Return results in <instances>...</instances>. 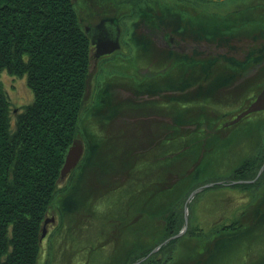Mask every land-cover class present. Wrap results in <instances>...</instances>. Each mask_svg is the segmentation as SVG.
Here are the masks:
<instances>
[{"label": "rangeland", "instance_id": "obj_1", "mask_svg": "<svg viewBox=\"0 0 264 264\" xmlns=\"http://www.w3.org/2000/svg\"><path fill=\"white\" fill-rule=\"evenodd\" d=\"M121 1L73 0L84 31L100 19H112L111 16L117 18L120 28V41L114 49L115 53L106 57H98L105 53L95 55L96 58L92 56L89 65L84 109L77 132L83 151L77 164L85 160L89 149L94 150L90 159L92 162L81 170L82 173L78 165L74 166L59 180L61 187L75 185L77 196L87 194L84 198L100 200L93 208L95 212L88 207V202L72 207L70 212L61 213L57 208L48 210L37 264H111L117 258L116 253L124 247L133 249L138 241L147 247L151 228L143 226L135 229L141 226L140 217L144 214L138 212L133 217L129 215L131 201L136 198L140 201L145 198L157 201L166 199L168 196L163 195L162 190L175 185L178 175L187 177L186 181L183 180L186 187L192 182L198 184L191 191L203 185L209 186L194 193L197 197L193 196L187 203V225L197 228L200 235L178 242L174 261L170 264H185V259L190 261L199 257L198 254L204 253L201 251L202 243L211 242L212 228L237 219L243 228H249V232L245 231L241 238L239 251L214 259L211 264H250L262 259L264 214L259 212L264 210V177L263 184L252 188L226 184L230 182V170L242 158L264 148V112L259 110L250 113L234 124L225 125L224 122L246 109L248 101L258 95L264 86V83H260L264 81V69L254 71L239 81L237 68H231L235 65L227 58V67L218 61L213 62L215 78L212 82H200L194 85V89L178 94L165 93L163 88L178 85L176 76L179 70L173 68L176 66L174 64L171 66L173 69L167 66L166 58L165 64L155 58L157 55L153 50L159 47L152 41L150 43V37L141 43L139 36L143 34L142 24L148 28L151 26L146 24L148 18L159 15L162 22L173 26V31L179 27L181 33L190 31L195 34L193 38L198 40L201 38L196 36L198 28L191 22L192 16L201 13L203 15L199 18L218 21L224 14L233 13L246 5L252 8L250 13L263 14L264 0H131L134 5ZM168 3L175 12L170 6H164ZM146 6L151 9L152 15L145 16L142 13ZM139 9L142 14L138 13ZM131 12L134 14H129ZM122 14L128 17H121ZM175 23L179 26L174 27ZM239 29L229 43L230 47L225 45V48L227 56H238L243 60L246 47L251 43L256 44L252 37L257 34V29L248 26ZM91 48L93 53L94 47ZM129 52L133 59L127 58ZM193 65L198 66L197 75L202 77L198 70L201 64ZM161 69L164 72L160 74ZM195 72L190 76H195ZM142 73H152L154 82L141 85ZM166 78L169 84H166ZM232 79H235V84L231 82ZM162 80L165 86H160ZM0 81L11 105V119L14 120V115L32 101L33 93L25 83L24 76L19 77L3 70L0 72ZM99 91H103L102 95L106 96L109 92L112 96L111 99L109 95L106 97L103 106L100 105ZM130 93L137 94L138 100H133ZM163 116L169 117L170 124L162 119ZM202 118L205 120L199 124L203 130L183 128L185 124H195ZM175 137H179L178 140ZM206 142L204 154L199 160V152ZM191 148L197 152H186ZM178 153L181 155L173 159V155ZM263 168L264 162L256 177ZM219 182L225 185L213 186ZM106 191L114 193L112 203L111 199L105 198ZM156 236L153 235V238ZM194 252L196 256H193ZM198 260V264H206L207 261L205 255Z\"/></svg>", "mask_w": 264, "mask_h": 264}, {"label": "trees", "instance_id": "obj_2", "mask_svg": "<svg viewBox=\"0 0 264 264\" xmlns=\"http://www.w3.org/2000/svg\"><path fill=\"white\" fill-rule=\"evenodd\" d=\"M133 2L131 5L135 4ZM164 6L169 7L170 4ZM171 10L174 11L173 8ZM251 10V6L246 5L233 13L224 14L218 21L199 18L203 15L201 13L191 17V22L198 28L196 36L212 42L229 44L239 28L248 26L257 29V34L252 37L256 44L251 43L246 47L243 60L238 56H228L230 63L235 65L231 68L240 69L248 76L264 69V13L254 15L250 13ZM138 13L145 16L153 14L148 6L142 13L139 9ZM125 16L128 17L121 15ZM111 18L117 20L114 16ZM202 23L205 24L201 26ZM91 49L90 38L81 26L73 0H0V72L5 70L9 74L24 76L25 83L33 93L32 101L26 103L12 120L11 105L0 81V264H37L43 220L50 208H57L61 213L70 212L72 207L88 202V207L95 212L93 208L100 199L84 198L87 194L77 196L73 184L59 186L65 154L78 136ZM103 91H99L101 106L105 104L106 97L111 96L109 92L106 96L102 95ZM174 121L177 122V119ZM175 138L178 140L179 137ZM205 146L207 142L201 147L199 160ZM93 151L89 149L85 160L77 164L80 173L92 162ZM189 151L197 152L195 148L186 152ZM179 155H173V159ZM263 162L264 148L242 158L230 170V182L226 185L240 188L260 186L263 184L264 168L260 175L256 177V174ZM176 178L175 185L162 190L163 195L168 196L164 200L145 198L140 201L134 196L136 199L131 201L129 215L133 217L138 212L144 214L140 217L142 224L138 222L141 226L135 229L143 226L151 228L148 238L150 244L146 247L138 241L133 249H120L111 264H130L138 258L142 259L137 264H170L174 261L178 242L200 235L197 228L188 224L182 234L168 239L183 228L184 200L198 186L192 182L186 187L183 180L186 181L187 177L178 175ZM220 185L225 183L213 184L215 187ZM105 194V198L111 199L112 203L114 193ZM259 213L264 214V210ZM245 231L249 232V228H243L238 219L213 227L209 239L211 242L205 241L201 245L204 253L190 261L185 259V264H198L202 255L206 256V264H211L214 259L239 251ZM153 235L157 236L153 238ZM167 239L158 250L148 254L150 249ZM195 253L193 256L197 255ZM250 264H264V257Z\"/></svg>", "mask_w": 264, "mask_h": 264}, {"label": "flooded vegetation", "instance_id": "obj_3", "mask_svg": "<svg viewBox=\"0 0 264 264\" xmlns=\"http://www.w3.org/2000/svg\"><path fill=\"white\" fill-rule=\"evenodd\" d=\"M161 19H162V17L160 18L159 15L148 18L146 24H149L151 26H148V28H147L144 26V24H142L141 27H142L143 34H141L142 36H139V38H140V42L144 43L145 41H148V39L150 37V39H151L150 43L152 41V43H154V45L159 47L158 49L156 48L153 50V53L155 55H157V56H155V58L159 59V61L163 64H165L164 60L167 59L168 60L167 66L172 68L171 66H173V64H174L176 66H173V68L176 67L177 70H179V73L176 76L177 77L176 80H179L178 85L174 86L172 88H168V87L163 88L165 93L178 94L179 92H182L184 90L194 89V87H195L194 85H197L200 82H202V83H204V82L207 83V81L212 82L215 78V74L213 73V69H214L213 62L218 61L219 63L222 64V66L224 65L225 67H227L226 66L227 63H225V61L228 60L227 59L228 58V56H227L228 52L226 51L227 49L225 48V45L228 46L229 44H227L225 42L224 43L215 42V41L211 42L207 38L195 40L193 38V36L195 34L193 35L192 32L186 31V33H181L182 31L180 32L179 29H177V28L174 29V31H173L172 30L173 26L169 25L166 22H162ZM176 26H179V24L175 23L174 27H176ZM91 27L92 28L89 29V34L92 37H94V39L98 40L100 42V44H99V46L96 44H91L92 45L91 47H94V51H93V53L90 54V58H93L92 56L95 57V55L99 54L98 53L99 49H106V48L110 47L111 45H114L113 42H114V39L116 37H118V46H119L120 28H119V25L117 24L116 21L109 19V18H104V19H100L97 22H95L94 25H92ZM182 34H185L187 36H183ZM101 37H106V38H105V40L102 41L100 39ZM146 44H147V42H146ZM145 52H147V54L149 55L148 50H146ZM113 53H115V50L110 51V52H106L105 54H102L98 57H101V56L106 57V56L113 54ZM151 56H153V55H151ZM128 57H130V59H133L132 53L130 54V52H129L127 58ZM193 63L201 64L198 70L201 72L202 77L197 75L196 69L198 66L197 65L194 66ZM190 64L193 66L190 67L189 66ZM162 72H164V71L161 69L160 74ZM193 72H195V74H194L195 76L191 77L190 75H192ZM237 73H238L237 77H238L239 81L246 77V74L243 73L242 71H240V69L237 71ZM160 74L158 73V75H160ZM205 76H207V77H205ZM199 77H201V78H199ZM234 77H235V75H234ZM141 78L143 80H141L140 84L141 85H143V84L147 85V82H150V81L154 82V80L152 78H155V76L152 73H150V74L142 73ZM232 81H233V84H235L234 83L235 79H232L231 82ZM165 82H166V84H169L168 78H166ZM165 82H163V80H162V83L160 84V86L161 85L165 86ZM263 87H261V89ZM129 95L132 96L133 100H135V101L138 100L137 94L130 93ZM255 98H256V96L251 98L248 101V104L252 100H254ZM260 111H264V110H260ZM251 113H253V112H251ZM249 114L244 115L243 117H246ZM242 118H240V119H242ZM162 119H165L166 122L168 124H170L169 117L163 116ZM201 120H205V119L202 118L200 120H197V123L199 124V122ZM228 121L229 120L224 122V124L227 123ZM237 122H235V123H237ZM197 123L185 124V126L183 128L188 129V127H189L190 129H192V131L203 130L201 127V124L198 125ZM221 124H223V123H221ZM232 124H234V123H232ZM202 126H203V124H202Z\"/></svg>", "mask_w": 264, "mask_h": 264}, {"label": "water", "instance_id": "obj_4", "mask_svg": "<svg viewBox=\"0 0 264 264\" xmlns=\"http://www.w3.org/2000/svg\"><path fill=\"white\" fill-rule=\"evenodd\" d=\"M92 27H86L85 28V33L87 34V36L90 38V41L92 44H96L99 46L100 42L96 39H94V37H92L90 34H89V29H91ZM106 37H101L100 39L103 41L105 40ZM100 40V41H101ZM114 45H111L110 47L106 48V49H99L98 50V53L101 54V53H106V52H110L114 49H116L118 47V37H116L114 39V42H113ZM97 46V47H98ZM259 110H264V87L259 91L258 95L256 96V98L254 100H252L249 104H248V107L242 111H240L236 116L235 118L229 120L227 123H225V125H228V124H231V123H235L237 122L240 118H242L244 115H247L249 114L250 112H256V111H259ZM82 151H83V145H82V142L81 140L78 138H75L73 139V141L71 142L66 154H65V160L61 166V169H60V178L66 176L68 174V172H70L74 166L77 165V163L79 162V159L81 158V154H82ZM206 186H209V185H203L201 187H198L196 189H194L193 191H191L189 193V196L188 198L186 199L185 201V210H184V225H183V228L179 231V233L171 236V237H175V236H179L180 233H182L185 229H186V225H187V216H186V213H187V203L188 201L194 196V193L198 192V190L202 189L203 187H206ZM52 219V217H51ZM47 220L48 219H44V223L46 224L47 223ZM45 224L42 228V234H41V237L45 234ZM40 237V239H41ZM168 239H170V237H168ZM165 240L164 242L168 241ZM162 243H159L158 246H156L155 248H153V250H151V252H154L156 250H158V247L161 245ZM149 252V253H151ZM142 259V258H141ZM141 259H138L136 262L132 263V264H137L139 262V260Z\"/></svg>", "mask_w": 264, "mask_h": 264}]
</instances>
